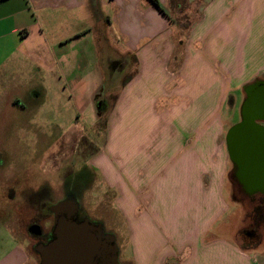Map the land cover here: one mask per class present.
Here are the masks:
<instances>
[{
    "label": "crops",
    "instance_id": "obj_1",
    "mask_svg": "<svg viewBox=\"0 0 264 264\" xmlns=\"http://www.w3.org/2000/svg\"><path fill=\"white\" fill-rule=\"evenodd\" d=\"M158 1L162 10L151 0H0V106L20 105V97L26 96L37 98L31 101L37 104L40 98L51 100L63 91L70 98H84L86 114L92 115L93 102L100 111L107 102L104 92L113 91L115 80L122 82L118 98L134 81H144L141 88L150 98L154 85L150 80L155 67L162 65L172 77L166 81L161 76L163 81L158 83L159 90L166 92L163 104L169 110L178 102L185 101L187 106L195 95L196 100H206L202 93L189 90L187 65L192 54V64L206 63L220 83L208 110L218 119L211 125L214 131L208 132L209 136H203L204 124H197L189 135L184 132L174 137L177 127L185 131L189 127L167 123L163 155L178 159L180 170L171 172L176 187L179 181L186 186L187 199L189 194L190 200H198L201 211L184 225L176 220L165 223L172 233L166 227V235L153 248V236L140 232L137 226L141 220H135L134 264H264L262 245L241 246L237 225L227 218L231 208L227 194L233 191V183L231 179L226 182V168L231 161L225 140L223 145L219 140L220 109L226 97L237 91L234 82L245 85L264 80V0H186L189 5L195 3L192 10L182 9L185 0ZM191 14L194 20L187 34L176 39L175 33L181 29L176 18ZM120 41L124 52L117 49ZM177 47L181 51L175 57ZM129 56L135 59V73L125 81L116 76L118 69L102 68L104 57L120 62ZM173 63L179 65V76L168 72V65ZM177 87L180 96L173 92ZM141 88L135 85V98L143 95ZM98 97L103 101H97ZM207 146H214L211 153L206 152ZM205 161L210 163L206 168ZM2 176L1 190L9 192L12 175ZM150 176L151 169L147 183L138 186V192L145 185L149 188ZM8 222L3 217L0 226L7 224L15 235ZM221 224L230 232L216 230ZM20 246L8 258L2 256L0 264H26L28 243Z\"/></svg>",
    "mask_w": 264,
    "mask_h": 264
},
{
    "label": "rangeland",
    "instance_id": "obj_2",
    "mask_svg": "<svg viewBox=\"0 0 264 264\" xmlns=\"http://www.w3.org/2000/svg\"><path fill=\"white\" fill-rule=\"evenodd\" d=\"M184 3L183 10L195 9V3L189 5L186 0ZM193 14L176 18L181 27L180 31L175 28L176 39L187 34L194 20ZM172 19L175 22V17ZM116 46L123 51L121 41ZM189 49L190 54L193 53ZM180 51L177 47L175 57ZM114 60L115 57L109 61L107 57L102 58V68L109 71L118 69L116 76L123 77V81L135 73L134 57L129 56L120 62L117 60V63ZM190 61L191 64L187 65L190 70L189 90L194 94L202 93V98L206 100H196L195 95L194 102L187 105L189 107L185 101L178 102L170 110L163 104L166 92L159 90L158 83L163 81L161 76L166 81L172 78L166 74L163 65L155 67V75L150 80L154 84L151 85L150 98L141 88L144 81L136 84L134 81L118 98L122 82L115 80L112 82L115 86L113 91L104 92L107 102L100 111H96L93 102L92 111L95 114L92 115L86 114L84 98H70L63 91L51 98L52 101L42 97L34 104L31 101L37 98L26 96L20 97L19 104L23 106H0V179L4 178L2 174L12 175L9 181L12 189L2 192L3 187H0V219L2 221L4 217L10 221L8 223L16 235L12 234L7 224L0 226V258H8L16 246L18 249V245L28 243L29 260L26 264H37L39 255L33 248L36 238L25 227L39 214L46 213V206L64 199L74 200L81 214L111 232L116 239L121 264L135 263V220H141V225L137 226L140 232L148 231L153 236V248L166 235V227L172 233L167 226L169 223L176 220L178 225H184L200 213L198 200H190L188 193L187 199L186 186L179 181L176 187L173 180L172 169L180 168L179 161H175L178 159L171 160V157L163 155V142L169 132L167 123H182V126L189 127L186 131L177 127L174 133L178 135L174 137L184 132L189 135L197 124H204L203 136H209L208 132L214 131L211 125L218 119L215 113L208 110L212 93L220 83L212 76L206 63L192 64V54ZM178 67V63L169 64L168 72L179 76ZM137 84L143 94L140 98H135ZM234 85L237 91L226 97L219 113L222 123L219 140L222 145L230 126L240 119L245 97L244 83L234 82ZM173 92L180 96L181 89L177 87ZM76 116L80 117L77 122ZM212 148L214 146H207L206 152L211 153ZM209 165L208 161L204 162V168ZM150 169L149 188L145 185L138 192V186L147 183ZM231 169L229 162L227 183ZM227 195L231 205L227 218L231 224L237 225V242L245 247H256L257 243L264 249V206L258 200L251 203L246 194L234 188ZM39 224L44 231L48 230L52 225V215H47ZM224 226L218 225L216 230L229 233ZM253 228L254 235H247Z\"/></svg>",
    "mask_w": 264,
    "mask_h": 264
},
{
    "label": "water",
    "instance_id": "obj_3",
    "mask_svg": "<svg viewBox=\"0 0 264 264\" xmlns=\"http://www.w3.org/2000/svg\"><path fill=\"white\" fill-rule=\"evenodd\" d=\"M242 89L245 97L240 119L228 129L225 143L230 161L238 167L242 182L248 185L247 195L252 196L264 193V125L261 124L264 122V80L245 84ZM77 206L74 200L64 199L51 205L50 211L72 214ZM68 217H60L53 239L36 246L37 264H88L92 261L96 248L89 239L90 225L76 223ZM29 231L39 234L40 227L34 225Z\"/></svg>",
    "mask_w": 264,
    "mask_h": 264
},
{
    "label": "flooded vegetation",
    "instance_id": "obj_4",
    "mask_svg": "<svg viewBox=\"0 0 264 264\" xmlns=\"http://www.w3.org/2000/svg\"><path fill=\"white\" fill-rule=\"evenodd\" d=\"M97 101H103L101 97L97 98ZM239 121V120H238ZM237 123V122H236ZM264 125V122L261 123ZM232 169L230 172V179L231 182L233 180V188L238 191L242 192L243 194H246L248 200L251 203H254L255 201H259V204L261 206H264V193H257L252 196L247 195V188L248 185L243 183L242 180L240 179L239 176V171L238 167L234 165L232 162ZM51 205L46 206L44 209L46 210V213H41L38 215V218L36 220H33L31 223L29 222L26 225V231L34 236L36 238L35 244L33 245L34 250H36V246L40 243H47L51 239L55 237V232L54 230L56 229V226L60 222V217H68V211H63L61 213H53L50 211ZM52 215V225L51 227L44 231L42 228H40V233L39 234H33L32 232L29 231V229L34 226L38 225L40 226V221L44 219L47 215ZM70 219L74 220L76 223L82 224L83 222H87L90 225V228L88 229L89 231V239H91V242L93 246H95V251L92 255V261L88 264H121L119 262V249H116V239L113 237L111 232L105 231L102 229L100 224L98 222H92V220L89 219L84 214H81L79 212V207L77 206V209L75 210L74 213H69ZM39 222V223H38ZM253 231V232H251ZM255 229H251L249 232H247V235H254Z\"/></svg>",
    "mask_w": 264,
    "mask_h": 264
},
{
    "label": "trees",
    "instance_id": "obj_5",
    "mask_svg": "<svg viewBox=\"0 0 264 264\" xmlns=\"http://www.w3.org/2000/svg\"><path fill=\"white\" fill-rule=\"evenodd\" d=\"M151 2L154 3L155 5H157L162 10V7L160 6L158 0H151Z\"/></svg>",
    "mask_w": 264,
    "mask_h": 264
}]
</instances>
